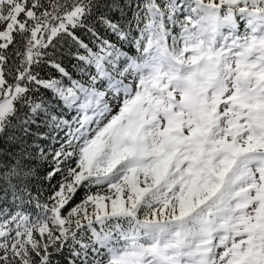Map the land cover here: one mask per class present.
I'll list each match as a JSON object with an SVG mask.
<instances>
[{"label":"snow or ice","instance_id":"snow-or-ice-1","mask_svg":"<svg viewBox=\"0 0 264 264\" xmlns=\"http://www.w3.org/2000/svg\"><path fill=\"white\" fill-rule=\"evenodd\" d=\"M0 264H264V0H0Z\"/></svg>","mask_w":264,"mask_h":264}]
</instances>
